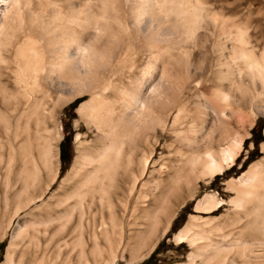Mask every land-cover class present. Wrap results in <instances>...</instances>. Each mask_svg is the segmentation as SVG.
<instances>
[{
  "label": "rangeland",
  "instance_id": "1",
  "mask_svg": "<svg viewBox=\"0 0 264 264\" xmlns=\"http://www.w3.org/2000/svg\"><path fill=\"white\" fill-rule=\"evenodd\" d=\"M9 1V10L19 13L16 17L18 25L26 22L34 29L35 19L44 23L46 30L41 32L34 45L39 49L37 54L44 62L39 82L47 86L42 92L43 97H46L47 106L39 107L37 111L32 108L29 116L19 119L18 115L0 119V264H30L36 260V255L37 258L42 256L40 252L42 253L53 232L66 235V231L60 229L68 217L56 219L58 214L63 213V208L55 206L74 189L76 180L72 169L83 149L82 143H86L87 147L93 146L98 134L95 126L80 113L81 105L92 99L94 90L97 94L105 93L115 100V97L119 96L116 94L118 88L127 86V89L129 85L130 89L122 95V104L119 101L120 105L116 107L134 106V103L138 102L133 115V130L134 133H139L143 140L140 149L143 151L142 156L147 160L145 159L146 164L139 183L143 184V206L150 209V213L141 217L139 222L148 230L157 225L158 232L155 247L149 256L138 264H188L192 247L187 241L177 240L180 231L186 227L192 216L198 218L195 229L223 225L231 227L228 220L236 210L231 203L236 197V192L229 187L230 183H238L254 165L264 164V115L261 112V115H252L248 109L259 94L258 90H261V77L242 69L240 64L231 62V57L241 49V44L235 46L238 42L232 45L237 27L249 28L252 45L264 37V0H202L203 7L205 10L207 8L206 12L211 16L210 19L188 16L192 10L188 0H20L17 5L14 3L17 0ZM76 20L79 25L75 24ZM85 24L91 28L85 40L93 39L96 59L94 66H83L82 63L86 59V53L83 51L86 41L79 50L72 46L70 38L66 39L71 37L70 29L74 25L83 27ZM116 31H120L121 38ZM114 36L119 40L116 41ZM152 37L154 40H150ZM147 38L151 46L146 45ZM50 41L54 44L49 48ZM53 51L65 54H62L65 56L63 60L56 61L55 57L53 59ZM71 56L73 60L70 59ZM71 62L73 65H80V70L69 66ZM227 70L232 74L228 79L218 82V75L221 71L227 73ZM192 75L197 78L196 82L185 84L187 78ZM132 76L134 78L131 80ZM33 77L35 78V73ZM254 77L256 80H252ZM95 78L97 79L94 80ZM250 79L254 82L253 85L240 82L242 80L248 83ZM133 80L137 82L134 83ZM93 81L98 83L94 87ZM227 82L229 84H226ZM142 83L144 85L140 86ZM165 84L167 89L165 87L164 90ZM220 84H225L223 86L228 90V94L232 93L229 95L228 107L219 101ZM169 87V92L174 89L172 96L171 93L168 94ZM168 95L171 98L174 96L175 100L178 97V106L173 98L172 100L169 97L171 101L168 99ZM206 99L225 111L224 121L212 112L209 114L193 107L195 104L204 103ZM75 101H79V104L73 108ZM56 102L60 103V109L52 115L51 110ZM238 103L242 105L238 107ZM257 103L261 109L264 108V96L260 97ZM162 106L169 110L163 111ZM239 108L250 117H243ZM153 109L156 112L152 111ZM140 114L141 120L137 122L136 117ZM195 118L198 120L195 123L197 128L207 123L206 126L199 127L204 128L203 130L198 128L194 134L190 132L189 127ZM206 118L207 121H203ZM136 127L139 129L135 130ZM209 130L213 131L210 137ZM222 136L227 137L222 143L224 145L230 139L241 141V149L234 164L211 180H199L196 176L192 184L186 186L183 170L189 171L192 166V163L189 165L192 156L190 152L201 151L211 137L215 141L214 147L218 148L216 141ZM64 149L68 150L70 158V161L65 163L61 161ZM207 194L223 201V205L217 210L207 212L198 208L199 201ZM154 201L157 207L153 205ZM165 211L167 218L163 215ZM73 214L69 218L75 221L78 212L74 211ZM94 219L92 216L87 217L86 220L90 221V226L84 225L87 232L90 230L93 233V229L99 227L98 217L95 221ZM208 219L214 221L213 224H208ZM243 220L239 227L246 222ZM51 221L54 223L48 226ZM128 233L126 228L125 235ZM54 245L51 244L50 250ZM121 253L120 251V259L118 258L115 264H128L129 255L123 256Z\"/></svg>",
  "mask_w": 264,
  "mask_h": 264
},
{
  "label": "bare ground",
  "instance_id": "2",
  "mask_svg": "<svg viewBox=\"0 0 264 264\" xmlns=\"http://www.w3.org/2000/svg\"><path fill=\"white\" fill-rule=\"evenodd\" d=\"M18 1L20 0H17L14 3L16 4L18 3ZM181 1L185 2L186 0H181ZM188 1L190 2V9H192L191 13H189L188 16L194 17L196 19L197 18L210 19L211 16L209 15L208 12H206L207 8L205 10V8L203 7L202 0H188ZM8 2L10 1L0 0V5H1L0 19L3 18L0 20V119L6 116L13 117L17 115H18L17 119H19L22 116H29L32 108H34V110L37 111L39 107L47 106L45 99L46 97L45 96L43 97L42 95V92L44 91V89H46L47 86L46 84H42L41 81L39 82L40 73L44 62H43V58L37 54V50L39 49H37L36 46L34 45L36 40L40 36L41 32L45 29V27L43 21H40L38 19L34 20V23L36 25L34 29L30 27L32 25H29V23L26 22H23V24L18 25V23H16L17 21L16 17H18L19 13L17 12L14 13L15 11H13L12 9L9 10ZM75 24L79 25V22L76 20ZM86 24L83 27H79V26L74 27L75 26L74 25L73 28L70 29L72 30L71 31L72 35L70 34L71 37H66V39L70 38V43L72 44V46L79 48V50L82 43L86 41L85 37L89 35V31L91 29L89 26H86ZM108 29L110 28L108 27ZM120 29H122L121 26ZM119 32L117 33L119 34L120 37ZM235 34L236 35L232 39V45L234 46V44L238 42L235 46L241 44V49L237 54H234V57L232 56L233 58L231 57V62L235 63V65L240 64V67H242V69H247L249 70V72L251 71V74L253 75L258 74V76L261 77V82H262L260 88L261 90H258L259 94H257L253 102H251V107H248V109L250 111V114L252 115H259L260 112L263 113L262 115H264V108L261 109L259 107L260 105L258 106V103L256 104V101H258L260 97L264 96V37H262L261 41L256 40V44L252 45L251 42L252 37L249 35L248 27L245 26L237 27ZM146 37L147 35L145 36V38ZM56 40L57 39H55V41ZM92 40L86 41L87 43L84 46L83 51L86 53V59L83 60L84 62H82L83 66H89V65L94 66L96 63L95 47ZM148 40L149 39L147 38L146 42H148ZM150 40H154V38L152 37V39ZM206 41H208V39H206ZM162 42L163 41H161V43ZM170 43H172V41H170ZM53 44L54 42L48 44L49 48L52 47ZM146 45H149V42ZM149 46H151V44ZM155 48L157 49V47ZM258 50L261 51L258 52ZM62 54L60 53L58 54L56 51H53L52 52L53 59L55 57L56 61L63 60L65 56H62ZM72 56L70 57V59L73 60ZM51 62H55V61H51ZM71 65L74 66L75 69H77L80 66V65L78 66V64L73 65L72 62L71 64H69V66ZM79 68L77 70H80ZM34 73H35V78L33 77ZM224 73L223 71H221V73L218 75V82L228 79V76L232 74L228 70L227 73L225 74ZM130 78L132 80V78L134 77L132 76ZM96 79L97 78H95L94 80ZM168 79L170 78L168 77ZM196 79L193 77V75L192 77L189 76V78H187V80L185 81V84L191 85L196 82ZM254 79L256 80L255 77L252 80ZM252 80L249 81L248 83L242 82V80L240 82L244 85H251V84L253 85L254 82ZM135 81L137 82V80ZM171 81L173 80L171 79ZM164 82H166V80ZM169 82L170 81H168V84ZM95 84L98 83H94L93 81V87L95 86ZM226 84L229 83L227 82ZM100 85L98 87H100ZM103 85L104 84H102V87ZM122 85L124 84L122 83ZM143 85L144 84L142 83V85L140 86ZM223 85L225 84H220L218 98L220 99L219 101H222V103L225 105L227 104L228 107V105H230L228 104V101L230 99L229 95L232 93L228 94L227 93L228 90ZM126 87L120 86V88H118V92H116V94L117 96L119 95L118 97L120 99H118V97H115L116 98L115 100L114 99L112 100L109 96H106L105 93L97 94L96 91L91 88L95 92L92 93V99L81 105L80 113L84 117H86L89 120V122H91L90 124H93L95 126L98 134L96 135L93 141V146L87 147L86 143L85 144L82 143L83 149L80 155L78 156V158L76 159L72 169V175L76 180L74 189L70 194L66 195L64 199H60L55 206V207L63 208V213L58 214V216H56V219H60L63 216L68 217V219H65L64 224L61 223L63 224V226H61L60 229V231L62 229H63L62 231L65 230L66 235L64 236L59 232L58 233L53 232V234L50 236L48 240V243L46 244V246H44L45 248H43L42 253L40 252L42 256L37 258L36 255L35 256L36 260L31 262L30 264H115L119 258L118 254L120 251L122 252L121 254H123V256L124 254L129 255L128 264H138L144 259H146L153 250V248L155 247L154 242L156 241V239H158V234H157L158 232L156 229L157 225L153 229L150 228L151 230H148L147 228L146 229L143 228L142 227L143 225H141L140 224L141 222H139L141 217L145 215L147 216L150 213L149 212L150 209H145L143 206L142 200L144 198L143 197L144 195L142 196L143 193H141L143 184L139 183L143 175V167L146 164V160H147L144 157V155L142 156L143 151H141L140 149V145L143 144L142 143L143 140L141 139L140 134L139 133L137 134V132L134 133L133 130L134 127L133 123H135L134 120L135 118L133 119V115L135 114V110H136L135 105H137L138 102L134 103V106L125 105V107L119 106L121 108L116 107L118 104L120 105V102L122 104V100H124L122 95L124 91L128 89V88L126 89ZM165 87L166 84L163 87V89ZM170 88L171 87L168 88V94H170L174 90L172 88L173 90L171 89V92H169ZM91 89L89 92L92 91ZM165 89H167V87ZM181 89L182 88H180V90ZM131 92L133 93V91ZM49 95L46 94V96ZM134 96L135 95H133V97ZM167 97L169 99L170 96L168 95ZM173 99H174V103L176 104L178 97L176 100L175 98ZM59 104H60L59 102L53 104L52 107L53 109L51 110L52 115L53 114L55 115L56 111L60 109L58 108ZM177 104H179V102ZM238 104H239L238 107L242 105V103H238ZM162 107H163L162 110L164 111L165 108L164 106ZM193 107H195V109L202 112H208V113L212 112L213 114L217 115V117H219L220 120L224 121L223 117L225 115L224 114L225 111L221 110L219 106L212 103L209 99H206L205 102L202 104L200 103L195 104ZM143 108L144 106L142 107V109ZM165 110H169V109H165ZM152 111L156 112L154 109ZM239 111H241L240 114L243 117L245 118L247 116L250 117V115L248 114L246 116L244 114L245 112L243 110H240V108ZM158 115L161 116V114ZM141 117H142L141 114L137 116L136 121L140 122L138 120H141ZM156 121H158V118ZM164 121L165 120H163L162 122ZM197 121L198 120H196V118L193 119L192 126L189 127L190 132L194 134L198 131V128L202 126V125L201 126L198 125L199 127L197 128V126H195V123ZM203 121L206 122L207 118L206 120L204 119ZM206 123H204L202 127H204V125L206 126ZM137 128L138 127H136L135 130L139 129ZM201 128L199 129L200 130L204 129ZM206 130L208 131V129ZM201 132L202 131H200L199 133L201 134ZM212 132L209 130V135H208L209 137L213 134ZM196 138L198 139V137ZM224 138L227 137L222 136L216 141L218 148L214 147L215 141L211 137L208 143L207 144L205 143L206 145L201 149V151L198 150V151L190 152L192 156L189 165H191L192 163V166L191 168L189 167V171L187 170L184 171L182 169L184 172L183 174L184 176L183 175L182 176L187 184L186 186L191 185L194 177L196 176L197 179L199 180H204V181L211 180L215 176L223 174L226 169L230 168L234 164V161L241 149V141L230 139L227 142V144L224 145L222 144L226 140ZM138 184L140 185V187ZM229 187L234 192H236L235 199L231 201L232 205L235 207L236 210L229 216V220H228L229 222L227 221L229 223L228 225H231V227H224L223 225V226L207 228L208 226L206 225L207 226L206 228L195 229L196 227L195 224L198 221V218L196 216H192L186 227L182 229L178 234L177 236L178 241H185V242L187 241L192 247V252L188 259V264H197V262H201L202 264H264V164L254 165L239 180L238 183L231 182ZM153 205L156 206L157 203L154 201ZM222 205H223V201H219L215 196L207 194L206 196H204L203 199L199 201L198 208H202L207 212V211L217 210ZM74 211H76V213L78 212L75 221H73V218L72 219L69 218V216L71 217ZM166 213L167 211L163 212V215L165 217H166ZM90 216H92L95 219L96 217H98L100 222L99 227L98 228L95 227L96 229L95 228L93 229L94 230L93 233H91L90 230L89 232H87L85 230L86 228H84V225L90 226L89 225L90 221L86 220L87 217ZM242 219H244L246 222H243V224L239 227V224H241ZM213 222L214 221L210 220L207 223L211 225L213 224ZM52 223H54V221L49 222L48 226H51ZM126 228L129 230V233L127 235H125ZM53 243L55 244L54 248L50 250L51 244ZM10 248L8 250L9 255H10ZM123 256L120 257L124 259Z\"/></svg>",
  "mask_w": 264,
  "mask_h": 264
},
{
  "label": "trees",
  "instance_id": "3",
  "mask_svg": "<svg viewBox=\"0 0 264 264\" xmlns=\"http://www.w3.org/2000/svg\"><path fill=\"white\" fill-rule=\"evenodd\" d=\"M78 104H79V101H75L74 104L72 105L73 108H75ZM61 161L64 163L70 161L69 153H68L67 149L63 150L62 155H61ZM1 246H3V245H1Z\"/></svg>",
  "mask_w": 264,
  "mask_h": 264
}]
</instances>
